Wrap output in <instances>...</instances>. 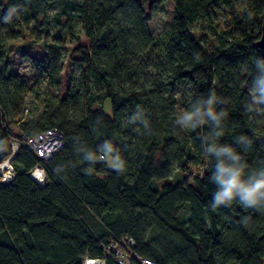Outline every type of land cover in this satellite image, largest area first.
Wrapping results in <instances>:
<instances>
[{
    "label": "trees",
    "instance_id": "16d2710c",
    "mask_svg": "<svg viewBox=\"0 0 264 264\" xmlns=\"http://www.w3.org/2000/svg\"><path fill=\"white\" fill-rule=\"evenodd\" d=\"M171 1L168 28L153 34L142 1L57 0L55 32L41 37L54 0H0V162L12 125L63 133L45 163L25 148L11 159L15 175L0 182V264H80L84 255L120 264L105 250L123 237L153 264H264V190L254 203L216 201L221 164L246 182L264 173V0ZM76 26L88 42L70 56L77 78L64 96L35 92L40 111L24 117L42 80L60 85ZM13 52L29 59L31 81L10 70ZM38 162L42 186L27 175ZM175 169L192 181L162 182Z\"/></svg>",
    "mask_w": 264,
    "mask_h": 264
},
{
    "label": "rangeland",
    "instance_id": "374dc122",
    "mask_svg": "<svg viewBox=\"0 0 264 264\" xmlns=\"http://www.w3.org/2000/svg\"><path fill=\"white\" fill-rule=\"evenodd\" d=\"M152 5H154L155 7L154 8L153 7L147 8V0H142V6L145 10H147V12L149 13V16H150V20L148 21L149 29L151 30V32L153 34H160V33L164 32L169 26L170 18L173 14V10H172L173 3L171 0H154ZM57 6H58V2H57V0H54L53 5L49 9L47 17L45 18L46 20H41V19L39 20V23H42L43 21H45L47 23V30H45L42 26H39V27H42L41 29H43L40 32L41 37L45 36V35L50 37L55 32L56 27L54 25V22H52V16L57 11ZM217 15H218L217 23L219 25L224 24L226 22L225 14H222L219 12ZM192 30L194 31L195 34L201 35L205 31V28H203L202 23L200 21H198L194 25H192ZM24 32H26V31H24ZM75 32L77 35H79V40L78 41L70 40L67 44V52H66V56L63 59V64H62L60 85L56 88L49 87L46 84V82L44 80H42L36 86L35 91L31 92L27 95L25 106L27 107L28 110L25 111V113L23 114L24 117H29V116L34 115L40 111V108H41L40 100H39V98L36 97L35 92L38 91L39 93H41L43 91H49V92L64 96L66 94V91H67V86L71 83H74V81L78 75V67H77V65H75L73 63L74 60H71V58L77 57L78 52H76V48L78 45H87L88 44L87 39L82 34L79 26L75 27ZM26 40H29V38H27ZM21 41H22V39L20 38L19 40L15 41V42L19 43ZM28 50L34 54L35 53L36 54L41 53L39 45L34 44V43L29 44ZM70 56H72V57L70 58ZM9 58H10V62H11L10 70L12 72H17V73L21 74L27 81H31L32 77H33V72H32V69L30 67L29 59L26 56L20 55V52L10 53ZM104 110L107 113L110 112L108 100H105V102H104ZM10 128L14 132H21L14 125L10 126ZM105 161L107 163V166L110 169L116 168V158L115 157L105 155ZM190 173L191 172H189V174ZM195 173L196 172L194 171V173H192L191 175H193ZM186 177H188L187 173L181 172L178 169H175L171 173L170 177L162 180V182L169 181L173 184H176V183L182 182V180H184V179H186L189 182L192 181V179L186 178ZM162 182L158 183V185H157L158 188ZM110 246L114 247L113 244Z\"/></svg>",
    "mask_w": 264,
    "mask_h": 264
},
{
    "label": "built area",
    "instance_id": "2783aa9c",
    "mask_svg": "<svg viewBox=\"0 0 264 264\" xmlns=\"http://www.w3.org/2000/svg\"><path fill=\"white\" fill-rule=\"evenodd\" d=\"M27 108H25V111ZM3 127L5 124H2ZM10 147V155L6 157L0 166V182L6 183L12 180L14 170L11 165V159L20 148H25L35 155L41 162L48 161L61 147L63 146V133L56 128H49L33 135H27L23 132L10 131L7 136ZM103 154L98 156V159H103ZM28 177L35 181L39 186L44 184L45 170L44 166L39 162L36 163L28 172ZM114 245L111 247L110 245ZM105 250V255L113 254L115 260L120 264H153V262L145 257L138 256L133 253L132 249L134 241L129 237H123L117 242H111ZM92 261L90 264H104L102 257L90 258L83 256L80 264H87V261Z\"/></svg>",
    "mask_w": 264,
    "mask_h": 264
},
{
    "label": "clouds",
    "instance_id": "9594fccd",
    "mask_svg": "<svg viewBox=\"0 0 264 264\" xmlns=\"http://www.w3.org/2000/svg\"><path fill=\"white\" fill-rule=\"evenodd\" d=\"M211 103V102H210ZM199 113H185L182 117L183 123H187L193 119L194 115ZM110 150V149H109ZM212 150V149H210ZM227 149H221V152H227ZM243 170L238 167H225L223 164L220 166V175L216 178L224 185V189L217 194V204L224 200H229L234 195H241L244 200L249 203H254L253 197L256 193L264 190V173L261 174L259 179H256L254 183L246 182L241 179Z\"/></svg>",
    "mask_w": 264,
    "mask_h": 264
},
{
    "label": "water",
    "instance_id": "95a60500",
    "mask_svg": "<svg viewBox=\"0 0 264 264\" xmlns=\"http://www.w3.org/2000/svg\"><path fill=\"white\" fill-rule=\"evenodd\" d=\"M137 3H141L142 0H134ZM154 0H147V8H150ZM256 45L262 49H264V14L261 21V28H260V36L256 41Z\"/></svg>",
    "mask_w": 264,
    "mask_h": 264
},
{
    "label": "bare ground",
    "instance_id": "6f19581e",
    "mask_svg": "<svg viewBox=\"0 0 264 264\" xmlns=\"http://www.w3.org/2000/svg\"><path fill=\"white\" fill-rule=\"evenodd\" d=\"M0 166H1V167H5V164H1ZM13 170H14V169H13ZM14 175H15V171H14ZM90 263H92V261H90V260L87 261V264H90Z\"/></svg>",
    "mask_w": 264,
    "mask_h": 264
}]
</instances>
